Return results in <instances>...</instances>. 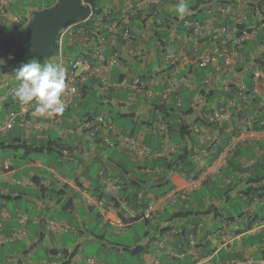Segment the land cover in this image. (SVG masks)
Masks as SVG:
<instances>
[{
    "label": "crops",
    "instance_id": "crops-1",
    "mask_svg": "<svg viewBox=\"0 0 264 264\" xmlns=\"http://www.w3.org/2000/svg\"><path fill=\"white\" fill-rule=\"evenodd\" d=\"M248 1L249 0H234L238 6V11H242ZM32 9L35 10L37 8L33 7ZM9 10L11 11V7H9ZM28 15L29 14H25L23 16L25 22L28 21ZM0 20V29L3 30L4 27L1 26L2 23L4 25L7 23L1 18V14ZM9 26L10 25L7 24V27ZM79 40L80 39L77 41L80 42ZM126 48L127 47L125 46L123 49V56L127 60L129 59L128 61L132 67L136 65L139 70H147L148 64L151 63L153 65L154 63L155 65V62L160 59L159 56H156V52L153 48L149 50L150 52L145 53V58L147 60H132L128 53L129 49L127 50ZM94 62L93 66L96 71L95 77L99 78L106 86L109 84L115 87V96L113 95L111 102L108 104L117 108V117L124 119L130 117L132 129L137 131L138 136L145 143H147L145 140L146 135L150 137V141L147 144L151 146L153 139L157 138L159 149L157 150L156 147H152L155 150L160 151L162 149L161 138L157 135L150 134L148 130V128L152 127L154 124L158 125L160 123H158L156 119H153V123L147 125V121L151 118L153 111L152 100L146 99L143 92H136L131 88L126 89L115 86L118 74L124 71L123 65L120 64L114 66V68H110L96 61ZM8 70L12 71L11 69ZM180 72L182 73L181 69ZM99 89L100 93H103L101 92L103 91V88L100 87ZM82 102L83 101L80 100V95H78L76 101L67 110H65L62 115H57L56 118L45 120L44 126L39 129H35L34 131L24 130L23 128L12 129L19 133L22 139L28 140L30 143L43 141L44 143H49L52 146H56L57 142L60 143L61 147L64 148V154H66V156H70L71 160L74 161L77 176L74 178L68 177L66 172L62 170L64 167H52V163H47L44 167H35L42 166V162L32 159L33 155L36 153L31 151L32 153L29 152L28 154H23V149L12 148L20 151L21 156L20 154L19 156L27 158L29 163L28 165L21 167H13L8 159L5 158L0 166V221L2 223L0 232L3 234H10L11 232L18 231L21 234V236L14 241H5L0 244V264H72L75 250L70 251L69 249L72 244H69L64 241V239L60 238V236L62 237L63 234L67 232H72L74 234L80 233L81 236L85 235L87 239L95 237L97 240L96 242L101 244L100 242L103 241V239L96 236L93 232H90L81 218L78 217V221L80 223L79 225H81L79 230H77L73 224H70V220L66 214L72 215L76 212V206L78 205L86 206L89 212H91L92 208L97 205L99 209L97 217H103L104 219L110 220L118 225L121 224L118 223L122 221L121 217H126L128 221V218L137 215V212H135V210L130 206L129 201V199H131L130 195L133 191L129 196L120 192V194H117L116 196L112 193L110 195L108 194L105 198V196H103L104 194L102 196L99 195L100 185L98 187L91 188L86 175L80 178L82 172L85 169L88 170L94 159L101 156H103V159L106 160V163H109L112 168L110 174L107 176L102 185H111V180L114 182L116 179H122L126 182L122 175H128V172H126V169L122 164L112 161L106 157L104 155L105 149H103L102 152V148L118 147L97 142V138H91L87 134V131L81 128L80 125L82 120L81 118L80 120L78 119L77 114L78 108L82 105ZM0 110H3V108L0 107ZM105 117H109L118 130L123 132L130 131L117 126L115 119L111 116ZM1 121L2 120H0V122ZM53 133L56 137H53ZM4 134L5 133H0V135ZM72 134L79 135V138L73 137ZM68 137H70L69 141L67 140ZM110 138L113 139L112 136H110ZM97 147H99L98 154L96 153V150L98 149ZM174 147L175 146L170 139L168 143L169 149L165 155L172 152ZM120 150L130 154L126 150ZM212 154L213 151L210 150L208 155L203 158L205 164L208 157ZM132 160L136 163V169L139 172L149 173L151 171V167H144L149 158H139L134 156ZM203 160H201V163ZM5 162H8L9 164L8 169H3ZM200 167H202V165ZM57 168L60 170L57 171ZM113 168L116 170L114 171ZM107 169H102L100 174L103 176ZM220 175L221 172L211 175L210 182L216 181L214 178L220 177ZM139 180L141 179L131 177L128 184V186L130 185L136 190L138 197L143 196V193L149 186L153 185L154 182L152 179L151 182L143 181V183H140V187L136 185L134 186L132 181L140 182ZM174 180L177 187H181L185 181V179L177 176H174ZM210 182L207 181L201 186L204 190L201 195L202 197L199 196L194 198V200L189 201L190 194L187 201H179L176 204L168 203L165 209L167 212L169 211V207H173L174 209L171 208L172 210L170 211V215L172 216L173 213L181 211V209H178L176 205L183 204L188 205L186 207L187 209H196V212L193 211L192 214L190 213L187 217L173 218L170 222L161 220V217L164 214L163 212L152 218L153 223L156 225L159 223L161 227L174 225L173 229L167 231L165 230L164 234L159 232L157 233L155 231V234L151 236H148V234L146 236V241H150L151 244V248L149 250L150 253L156 252L157 255H159L161 264H184L188 260V264H221L224 260L228 259V256H226V259L223 260L219 255L220 251H212L211 253L206 254L208 250L213 249L217 245L222 231L221 229L217 230V228L215 230H211L213 222L216 220L226 221L221 223V225L223 224V231L229 235H234L235 230L244 225L243 221L248 215H251L254 212H259L261 216L264 217V209L260 210L261 204L264 205V201L256 195L251 198L252 200L250 199V195H246L242 200L243 204L245 203V207L242 210L243 217L238 218L235 217L236 215H233L234 222H227V216L230 214L229 209L224 206V203L227 201V196L223 195V198L216 200L214 194L215 189H213ZM154 183H156V181ZM222 183L223 187H227L229 181L224 180ZM261 183H264V179ZM243 187L244 184L242 182L236 183L234 190L229 192V197H236L238 195L237 192ZM67 188H70L71 190L67 191ZM157 192L158 190H156V192H149L148 195L150 196V200H154L156 198L154 193ZM262 192L264 194V189ZM78 194H80V196H78L81 197L80 200L77 197ZM11 201L15 203L16 207L14 210L9 211L6 204ZM21 201L32 205L33 209L31 213L28 212V209H23L21 204L19 205ZM124 206L126 208H124ZM212 206L220 209V216H217L218 218H215ZM79 208H81V206H79ZM61 211H65L66 214L64 213L65 216L59 218L58 215ZM194 212L197 214H194ZM24 215H27V219L25 221L22 220ZM75 215H77V213H75ZM128 222H126L125 225H127ZM184 225L187 227L182 230V226L184 227ZM151 229L154 231L153 226H151ZM244 234L245 233H242L239 238H235L230 250L227 252L225 251L224 254L230 253L241 257H253L258 251L257 249L260 248V243H256L257 241H248ZM192 240H194L197 244L196 247H190V244H188ZM201 241V244H204L203 246L200 245ZM6 243L11 244L6 246ZM148 255H143L140 257L139 261H134L133 264H146ZM176 255H179V257L175 259ZM187 258L190 259L187 260Z\"/></svg>",
    "mask_w": 264,
    "mask_h": 264
},
{
    "label": "trees",
    "instance_id": "trees-1",
    "mask_svg": "<svg viewBox=\"0 0 264 264\" xmlns=\"http://www.w3.org/2000/svg\"><path fill=\"white\" fill-rule=\"evenodd\" d=\"M55 1L56 0H47V2H45L42 6L35 7L37 9L48 7L52 5ZM85 1L88 2L92 7L91 16L86 19L78 18L75 21L68 23V26H72L69 29V32L65 33L61 45L58 42L59 35H57L56 37L54 43L55 53L58 51V48L61 47L63 55L66 57L67 60L73 58L72 55L83 56L91 60V64H94V60L90 57V53L93 51V47L98 45V40L100 38H104L106 41L103 48V53L106 56L116 53L118 60L117 65L121 64L124 67L125 72L123 71L118 74L117 83L124 77H128L131 79L132 76H138L140 79L146 80L147 82L151 81V79L154 78L160 79L162 77L165 79L167 77V75L160 76L161 73L156 72L154 63L153 65L151 63L148 64L147 70H139L136 65L132 67V65L128 61L129 59L127 60L123 56V49L125 48V46L127 47V50H135L136 48H140L142 51V55L146 52H150L149 50L154 48L156 56L160 57L162 51L170 49L171 51L175 52L177 51L176 47L178 46V44L184 43L185 45V38H187L189 30L191 29L185 24V21H189L192 23H204V21H206L207 19L217 18L218 20L221 19L220 21L222 22L225 21L227 23H230V21L227 20V17L220 18L218 11L213 10L211 8L209 2H211L212 0H186L190 8V14H186L183 19L179 18V15L176 12V6L179 3L178 0H162L159 3V6L153 5L152 8L142 11L137 16L130 18L128 22L122 21L119 12L116 9V5L111 4L112 0ZM252 1L253 0L248 3L246 8L248 23H256L258 21L254 16L255 6L253 7ZM170 5L173 6V8H170ZM256 6L259 8L260 5ZM22 19L18 23L11 24L9 26L10 30L0 29V35L11 34L17 31L18 29L22 28L25 25L24 17ZM112 24H115L117 27V30L115 31L116 40L113 39V41L109 33V27ZM239 27L242 29L244 26L240 25ZM144 28L148 29L149 31L146 35V38H143L141 33ZM124 30H129L130 32V37L128 41L122 38V32ZM206 38L207 37H203L201 41L206 40ZM78 39H80V42L77 41ZM86 43L89 44L86 45ZM206 44H208V41L206 42ZM261 44H264V28L260 30L256 40L249 41L246 45L242 47V59L238 61L234 67V70L236 71L235 73H240V75L234 77L235 81L239 78V76H241L243 84H245L247 87L251 86V72L253 67L257 65L264 67V52H261L259 54L256 52L258 46ZM186 48L188 54L192 52L191 46L189 44L186 46ZM75 49H78V52H76V54L73 53V50ZM202 49L203 45L199 46V50ZM129 52L130 51H128V53ZM130 58L132 60L138 59L137 56H130ZM29 60H38L42 63L46 59L37 55H30L24 62L21 63H26ZM21 63L17 64L20 65ZM10 64V62L0 64V69H3V67H8ZM114 66L116 65H113V67L111 68H114ZM172 66V64H168L166 70L168 71L169 69H171ZM66 67H68V62H66L65 64V68ZM185 68L187 69V71H190L194 75L193 83L196 87L194 86V88H183L178 90V92H176V94H174L168 102H160L156 98L152 99L153 111L151 118L149 119V121H147V125L153 123V119H156L157 122H160L166 126L169 138L171 139L172 143L175 140L177 142H175V144L173 143L175 146L174 151L170 152L168 155H162L156 159H149L150 165H144V167H151L153 173H157H152L149 179V182H151L153 179L154 182L156 181V183L153 182V185L149 186L148 189L143 193V196L140 197L137 196L136 190H133L131 195L132 197L130 196L131 199H129L130 206L138 213L132 219L142 218L141 213L143 209L146 207L147 203L151 201L150 196L148 195L149 192L153 191L154 189H158V192L154 193L156 197L166 195L176 186L174 176L181 177L182 179L194 178L207 167V163H194L193 161V152L196 148H198V145H200L198 140V134L194 132V129L195 127H205L204 130L206 132V135L208 133L210 135L213 134L215 131L214 125L206 121L203 117V114L215 100L231 96L237 97V86H235L234 83H230V85H228L227 90L216 87L215 89H209L208 91H206L199 85L200 76L204 72V69H202L198 65H195L194 63L186 65ZM3 70L0 71V73L3 72ZM184 73L185 72L181 74L183 75ZM151 86L156 91H159L161 90V88H164L163 82ZM96 87L103 88V91H101L103 93H100L98 95L101 99V103H103L105 97V101L107 103L111 102L112 97L115 94V87L109 84H107L106 86L99 78L94 76L90 77L87 82L80 85L78 89L80 100L84 99L85 96L94 89H96ZM185 92H188L190 94L186 98H183L182 95ZM246 92L248 93V91ZM197 94L204 97L208 102L202 106V109L200 112H198V114L190 106L193 97ZM177 100L180 101V105L176 104ZM261 101L262 97L260 95H252L250 97L251 108H245L241 111L234 112L231 119L223 123V125L220 127V140L217 142V144L216 142H210V145H207L209 142H206V144L203 145H207L206 148H209L213 151V155L211 156V158H213V156H217L218 153L222 151L224 146L228 143L230 134L226 133L224 129L230 127L232 131L238 130V122L239 119H241L242 117H247L248 115L252 117L250 120L247 119L246 129L264 128V126H262L260 122L264 118V111H262L259 107ZM8 105H11L14 109L18 108L16 104L8 100L4 103V106L2 108L7 109ZM5 111L7 112V110ZM96 115L97 113L95 112L85 111L83 114H81V117L83 121H89L92 120ZM136 132L137 131L134 129L130 130V133L132 134H135ZM96 141L103 143V141L99 137L96 139ZM56 144V146H52L51 144L44 143L43 141L30 143L28 140L22 139L19 133L15 132L12 129L6 132L4 135H0V149H3L5 147L21 148L23 149V154H28L29 152L41 154L43 152L50 153L52 151H56L59 155H65V157L69 159L70 156H66V154H64V148L61 147V144L58 142ZM258 149L264 150V141L238 143L233 152H231L230 156L228 157L227 165L223 169H221L220 177L214 178L216 181L211 182L210 176L206 178L205 182H210L213 186V189H215L214 194L216 200H219L223 198V195H226L228 201L230 199L229 192L234 190L235 185L238 182H242L244 184V187L237 192V196L241 200H243L244 196L246 195H250V199L253 198V196L255 195L257 197L262 196V191L264 189V183H261L264 179V151L258 153ZM242 159H246L248 161L254 160V164L250 167H244L241 163ZM201 165L202 167H200ZM224 180L229 181L227 187L222 186V182ZM139 181L140 182L132 181V183L134 184V186L136 185L140 187V183H143L144 180ZM126 185L127 182L125 181H123L119 188H110L104 184V186H100L99 195L102 196L104 194L103 196H105V194L110 195L112 193L114 194V196H116L117 194H120V192L122 193L125 191ZM106 197L107 196H105V198ZM241 207L242 208L238 213H233L229 210L230 214L227 216V222H234L233 215H236L235 217L238 218L243 217L242 210L245 207V203ZM261 209H264L263 204H261L260 210ZM212 210L214 212L215 218H218L220 216V209L212 206ZM165 212L166 211H163L164 214L162 215L161 220L170 222L173 220V218L176 219L179 217H187L190 213L192 214L193 211L181 210L178 213H173L172 216L168 214V211L166 212V214ZM194 214L197 213L194 212ZM154 216L155 215H153V217ZM121 218L122 223L128 222L126 217ZM152 218L142 219L144 220L146 225L153 226L154 231H156L157 233L159 232L164 234L165 230H171L174 227V225L161 227L159 223L156 225L155 223H153ZM263 218L264 217L261 216L259 212H254L253 214L248 215L246 217V219L243 221V226H240L235 230V234L245 233L244 235L246 236V239L248 241H257L256 243H260V248L257 249L258 251L253 256L255 258L264 256V232H261L264 231V229L255 234H247V232L255 222ZM222 222L226 221H221V223ZM186 227V225H184V227L182 226V230ZM222 227L223 224L218 226L217 230L222 229ZM148 234L149 232L147 230L145 231L144 236L146 237ZM149 243L150 241H146L145 243H138L130 246H122L121 244H119L118 249L126 251L129 256L140 257L141 255L146 254L148 252ZM201 243L202 241L200 242V245L203 246L204 244ZM213 250L214 249L208 250L206 254L211 253ZM226 256H228V259L234 257L242 258L241 256L227 253L224 254L221 259H226ZM134 261H139V258H136ZM133 263L134 262H132V259L127 260V264Z\"/></svg>",
    "mask_w": 264,
    "mask_h": 264
},
{
    "label": "built area",
    "instance_id": "built-area-1",
    "mask_svg": "<svg viewBox=\"0 0 264 264\" xmlns=\"http://www.w3.org/2000/svg\"><path fill=\"white\" fill-rule=\"evenodd\" d=\"M162 0H122L121 8L119 10L120 17L123 22H128L130 18L137 16L142 11L152 8L153 5L159 6ZM83 3L89 4L85 0ZM114 0L113 3H117ZM10 0H0V14L1 18L9 25L18 23L21 17L13 14L10 10ZM253 7L255 8V18L258 20L256 23H248L247 12L238 11L235 9L232 3H224L217 7L220 18H226L230 23L222 22L217 18H211L204 23L185 21V24L190 27L187 39L191 44V51L189 54L183 50H177L175 52L167 49L162 51L160 59L155 62L156 72L161 73L160 76H166L164 78H154L151 81H143L138 76H132L122 78L115 84L118 88H131L137 91H144L145 95L149 98H156L160 102H168L170 98L178 92L181 88H192L194 86V75L190 71H186L183 76H178L180 69L188 64H195L204 69V72L200 76L199 84L206 88H223L227 90L229 81H219L221 74L227 73L233 67V65L241 58L240 50L249 41L256 40L261 29L264 28V0H253ZM256 5H260L259 8ZM148 24V23H146ZM243 25L241 29L239 26ZM148 27V26H147ZM70 26L66 27L60 32L59 40L69 30ZM117 27L112 24L109 27L110 36L115 38V31ZM148 29L142 30V37L146 38ZM129 30L122 32V38L129 40ZM203 37H207L206 40L201 41ZM105 39L100 38L97 42L98 45L93 47V51L90 53V57L99 63L112 67L116 65L117 55L114 53L110 56H105L103 48L105 45ZM208 41V44L206 42ZM203 45V49L199 50V46ZM259 52H264V44L259 45ZM57 63L64 68V60L61 51L57 53ZM130 56H137L140 61L147 60L140 48L130 50ZM146 63V62H145ZM168 64H172V68L168 71L166 67ZM210 67V68H209ZM66 69V83L67 88L62 95V99L65 101L67 110L77 99L78 89L82 83H84L90 75H93V66L89 59L83 56H77L68 61V67ZM252 84L247 87L243 83H234L237 86V97L231 96L223 99L216 100L211 107L207 109L204 114V119L213 124L215 131L213 134H207L204 128L195 127L194 132L198 134L199 144L193 154V161L199 162L201 158L208 154L210 142H217L219 140L220 127L223 123L231 119L234 112L241 111L243 109H250V97L252 95H260L262 101L260 102V109L264 111V67L257 65L254 66L251 72ZM230 76V75H229ZM163 82L164 88L156 91L151 85H156ZM19 81L16 80L15 74L12 71L3 72L0 75V107L4 106V103L8 100L17 105L18 108L14 109L11 105H8L5 118L0 122V133H6L14 128H23L24 130L34 131L44 126L45 120L50 118H56L57 115H38L35 113L36 103L35 101L28 104H21L12 94V89L18 86ZM248 91V93L246 92ZM205 100L200 96L192 99L190 106L198 110L201 105L205 104ZM177 105H180V101L177 100ZM252 117H242L238 122V130L232 131L230 127L224 129L226 133L230 134L228 143L224 146L222 151L214 157L199 175L194 178H189L184 181L181 187H175L169 191L166 195L156 197L147 203L146 207L141 213L142 218H151L153 215L158 214L165 210L168 203L176 204L179 201H185L189 194L197 190L203 181L210 175L217 174L227 163V159L231 152L235 149L236 145L240 142L255 141L260 137H264V128L260 129H246L247 119ZM261 125L264 126V119L261 120ZM81 128L87 131V134L91 138L99 137L104 143L110 146H116L119 149L126 150L130 154L139 158L156 159L168 151V133L165 125L160 124L148 128L149 133L162 137V149L160 151L154 150L150 145L146 144L138 134H130L118 130L113 122L103 115H96L92 120L82 121ZM204 131V132H202ZM202 132V133H201ZM113 137V139L110 138ZM209 142L206 146H203ZM209 147V146H208ZM253 161L247 162L246 165H251ZM9 164L5 162L3 169H8ZM116 184L119 183V179L115 180ZM264 201L263 196L258 197ZM102 204V203H100ZM23 221L27 219V215L22 217ZM120 223V222H118ZM2 223L0 221V230ZM264 229V218L255 222L253 226L248 230L247 234H255ZM221 234L218 239V243L215 246V251L218 250H230L231 245L235 238H239L241 234L229 235L224 229H221ZM21 234L18 231L11 232L10 234H3L0 232V244L5 241H14L18 239ZM86 264H104L98 258L90 256L86 260ZM149 264H160L156 255L149 257ZM221 264H264V256L255 258L252 256L242 258H231L223 261Z\"/></svg>",
    "mask_w": 264,
    "mask_h": 264
},
{
    "label": "rangeland",
    "instance_id": "rangeland-1",
    "mask_svg": "<svg viewBox=\"0 0 264 264\" xmlns=\"http://www.w3.org/2000/svg\"><path fill=\"white\" fill-rule=\"evenodd\" d=\"M45 2H47V0H10L9 4L11 7V12L13 14H16L19 17H23L25 14L26 15L29 14L28 18H30V13L33 10L32 8L35 6L40 7ZM0 24H1V20H0ZM1 26L4 27L5 30H10V27H7V24L4 25L2 23ZM76 52H78V49L73 50L74 54H76ZM30 61L32 60H29L28 62ZM47 62L57 63L54 55L51 58L46 59L42 63H47ZM20 65L17 63H11L8 67H3L4 70L1 68L0 71L3 70L4 72H9L10 70L8 69H11L14 72V70L18 68ZM186 70L187 69L185 67L181 68L182 73L185 72ZM99 94H100V89L99 87H96V89L88 93L85 96V98L82 99L83 103L78 108V114H77L78 119L80 120L81 118L82 120L81 114H83L85 111L95 112L100 115L102 114L104 116H111L113 119H115L117 126L123 127L126 130H132L131 118L128 117L127 119H124V118L117 117V111H118L117 108L115 106H111L105 100H103V103H101V99L98 96ZM189 94L190 93L185 92L183 93L182 97L186 98ZM5 115H6V111L3 108V110H0V120H3L5 118ZM72 136L75 138H79V135L77 134L75 135L72 134ZM53 137H56L54 133H53ZM67 140L69 141L70 137H68ZM145 140L147 143L150 141L147 135L145 137ZM175 142L177 141L175 140L173 143L175 144ZM158 144H159L158 139L154 138L152 141V146L154 148L156 147L157 149H159ZM97 148L98 149L96 150V153L98 154L99 147ZM103 149H105L104 155L106 157H108L112 161L122 164L124 168L126 169V172H128L127 176L122 175L123 179H125L127 182V186L123 194H125L126 196H129L130 193L134 190V188H132L130 185L128 186L129 180L131 177H135L137 179H141L146 182H149L151 174L153 173V170L151 168H150L151 171L149 173L139 172L136 169L137 167L136 163L132 160L134 156L128 153H125L115 147L114 148H107V147L102 148V152H103ZM20 153H21L20 151H17L12 148H8V147L4 149H0V166L2 165V162L5 158L8 159V161L13 165V167H21L24 165H28L29 160L27 158L20 157L21 156ZM32 159L42 162V166H35V167H44L46 166L47 163H52L51 164L52 167H64L62 168V170L66 172L68 177L74 178L77 176L76 169H75L76 166L74 164V161L71 160V157L68 159L67 157H65V155L60 156L56 151H52L50 153L43 152L37 155L35 154L33 155ZM149 161L150 160L146 161L147 166L148 164L150 165ZM102 169H107L106 173L103 176L100 174V171ZM58 170L60 169L57 168V171ZM111 170L112 168L110 167V164L106 163V160H104L103 156H101V157L94 159V161L91 163L88 170L85 169L82 172V174L80 175V178L86 175L91 188L98 187L99 185L101 186L104 183L105 179L110 174ZM113 170L115 171L116 169L113 168ZM153 174H157V173H153ZM100 186H99V189H100ZM107 186L109 187V185ZM66 190L70 191L71 189L67 188ZM156 190H153L152 192H156ZM203 191H204L203 188H200L196 192H193L190 195L189 201H192L194 200V198L201 196ZM78 196H80V194H78L77 197ZM105 196H107V194H105ZM78 199L80 200L81 197H78ZM20 204L21 206H23V209H28L29 213L32 212V209H33L32 205L24 201H21L19 205ZM242 205H243V202L238 196L230 197V199L226 203H224V206L228 208L230 211H232L233 213H238L241 210ZM6 206L9 211L14 210L16 207L13 201L7 202ZM79 206H81V208H79ZM187 206L188 205H183V204L176 205V207L178 209H181L182 211L192 210L196 212V209H192V208L187 209L186 208ZM76 207H77L76 212H74L72 215L66 214L65 211H61L58 217L60 218V217L65 216L64 215L65 213L68 219L70 220V224H73V226H75L77 230H79L81 226L79 225L80 223L78 221V217L81 218L85 226L87 227V229L90 232H93L96 236H99L100 238H102L103 241L100 242L101 244H98V242H96L97 240L95 239V237H90L91 239H87L85 235L81 236L80 233L74 234L72 232H67L63 234L62 237L60 236L61 239H64V241H66L67 243L72 244V246H70V249H69L70 251L75 250V253H74L75 255L73 256L72 264H85V260L89 256H97L99 260H101L103 263H106V264H127V260H131V259H132V262H134L136 258L140 259V257H142L143 255H141L140 257L129 256L126 251L118 249L119 244H121L122 246H130V245H135L138 243H145L146 238H147L144 236L145 231L148 230L149 232L148 236L155 234V231L151 229V226L146 225L142 218L132 219L133 217H131V218H128L129 222L127 225H125V223L118 225L116 223H113L110 220L104 219L103 217H97V214L99 212L97 205L92 208L91 212H89L86 206L84 205H78ZM124 208L126 207L124 206ZM171 208L173 207H169L168 214H170V211L172 210ZM135 212L137 211L135 210ZM75 213H77V215H75ZM220 225H221L220 220L214 221L213 226H211V230H215ZM10 244L6 243L5 245L7 246ZM148 248L149 249L151 248L150 243L148 245ZM225 251L226 250H221L219 255L221 257L224 256ZM177 257L178 256H176L175 259ZM188 259L190 258H187V260ZM188 261L185 262L184 264H188Z\"/></svg>",
    "mask_w": 264,
    "mask_h": 264
},
{
    "label": "clouds",
    "instance_id": "clouds-1",
    "mask_svg": "<svg viewBox=\"0 0 264 264\" xmlns=\"http://www.w3.org/2000/svg\"><path fill=\"white\" fill-rule=\"evenodd\" d=\"M113 1L114 0H112L111 1V4L112 5H116V9H117V11L119 12V10H120V8H121V1L122 0H117L118 2L117 3H113ZM179 1V3L177 4V6H176V12H177V14L179 15V18H181V19H183V17L186 15V14H190V8H189V6H188V3L186 2V0H178ZM221 1H223V2H221ZM251 0H249L248 2H246V4H245V7H244V11H246L247 12V10H246V8H247V5H248V3L250 2ZM232 3L233 5H236V6H234L235 7V9H237L238 10V6H237V4L234 2V0H212L211 2H209V4L211 5V8L213 9V10H216L217 11V7L218 6H221L222 4H224V3ZM90 7H91V5L90 4H88ZM92 8V7H91ZM170 8H173V6H171L170 5ZM242 10V11H243ZM219 13V12H218ZM120 14V13H119ZM91 16V15H90ZM89 16V17H90ZM30 17H31V13H30ZM21 19H22V17H21ZM30 18H28V20H29ZM86 19V18H85ZM208 20V19H207ZM246 20H247V18H246ZM28 21H26L25 22V24L27 23ZM205 22V21H204ZM248 22V21H247ZM70 26V28H71V26L72 25H69ZM66 27H68V25L67 26H65L64 28H62L59 32H58V34L57 35H59L60 34V32L63 30V29H65ZM69 28V29H70ZM67 32H69V30L67 31ZM66 32V33H67ZM0 36H2V35H0ZM64 36H65V34L62 36V38H61V41L58 39V42H59V44L61 45V42H62V40H63V38H64ZM57 37V36H56ZM59 37H60V35H59ZM56 40V39H55ZM55 43V42H54ZM87 45L89 44V43H86ZM190 45L191 46V44H190V41L187 39V38H185V45H184V43H182V44H178V46H177V50H183V51H185V52H187L186 51V46L187 45ZM246 45V44H245ZM242 49V48H241ZM104 50V49H103ZM59 51H61V53H62V57H63V60H64V62H65V64H66V62H68L69 60H67L66 59V57L63 55V52H62V50H61V47H59L58 48V51L55 53V48H54V53H53V55L55 56V58H56V61H57V53L59 52ZM130 51V50H129ZM258 54L260 53L259 52V46H258V49H257V51H256ZM240 53H241V50H240ZM52 55V56H53ZM105 55V54H104ZM113 55V54H112ZM144 56H146L145 55V53L143 54ZM51 56V57H52ZM73 56V58H75V57H77V56H74V55H72ZM106 56V55H105ZM110 56V55H109ZM50 57V58H51ZM11 58V57H10ZM45 59H49V58H45ZM72 59V58H71ZM88 59V58H87ZM139 59V58H138ZM242 59V56H241V58L238 60V61H240ZM94 60V59H93ZM140 60V59H139ZM90 62H91V60H89ZM94 61H96V60H94ZM237 61V62H238ZM97 62V61H96ZM237 62L233 65V67L230 69V71L229 72H227V73H224V74H221L218 78H219V81H229V80H231V82L232 83H243L242 82V77L241 76H239V78L235 81L234 80V77L235 76H237V75H240V73L239 74H237V73H235L236 71L234 70V67H235V65L237 64ZM3 63H5V61L2 59V58H0V64H3ZM93 63H95V62H93ZM99 63V62H98ZM65 64H64V66H65ZM102 64V63H101ZM92 66L94 65V64H91ZM104 65V64H103ZM117 65V64H116ZM104 66H106V65H104ZM113 67V66H112ZM111 68V67H110ZM172 68V67H171ZM210 68V67H209ZM93 71L95 72L93 75H90L88 78H87V80L85 81V82H87L88 81V79L90 78V77H92V76H94L95 77V75H96V71H95V69H94V66H93ZM187 71V70H186ZM185 71V72H186ZM4 72V71H3ZM3 72H1V73H3ZM13 72V71H12ZM1 73H0V75H1ZM14 73H15V78H16V80L17 81H19V84H18V86H16L14 89H12V94H13V96L21 103V104H28V103H30V102H33V101H35V103H36V107H35V113L36 114H38V115H45V114H49V115H62L63 113H64V111H65V109H66V104H65V101L62 99V95L64 94V92H65V90H66V88H67V83H66V80H67V77H66V69L62 66V65H60V64H58V63H53V62H47V63H41V62H39L38 60H32V61H30V62H28V63H22L18 68H16L15 70H14ZM180 73L181 72H179L178 73V76H183V75H180ZM230 75V76H229ZM229 79V80H228ZM193 80V82H194V78L192 79ZM143 81H146V80H143ZM84 82V83H85ZM83 84V83H82ZM81 84V85H82ZM200 85V84H199ZM235 85V84H234ZM194 86H195V84H194ZM194 86L192 87V88H194ZM204 90H206V91H208L209 89H211V88H206V87H204V86H202V85H200ZM196 87V86H195ZM184 88H186V87H184ZM127 89V88H126ZM181 89H183V88H181ZM213 89H215V88H213ZM134 91H136V92H143L144 93V91L142 90V91H137V90H134ZM79 95V94H78ZM144 95H145V93H144ZM197 96H200V95H195L193 98H195V97H197ZM145 97H146V99H149V100H152L153 98H149V97H147L146 95H145ZM201 98H203L205 101V104L206 103H208L207 101H206V99L204 98V97H202V96H200ZM220 99V98H219ZM219 99H217V100H219ZM216 101V100H215ZM214 101V102H215ZM213 102V103H214ZM213 103H212V105H213ZM205 104H203V105H205ZM203 105H201V107L198 109V110H196V109H194V108H192L197 114H198V112H200L201 111V109H202V106ZM210 105V104H209ZM212 105H210L209 107H211ZM207 111V110H206ZM205 111V112H206ZM205 114V113H204ZM204 114H203V117H204ZM264 119V118H263ZM83 121V120H82ZM261 122V121H260ZM158 123H160V122H158ZM152 124V123H151ZM160 124H162V123H160ZM160 124H158V125H160ZM164 125V124H163ZM153 126H156L155 124L153 125ZM152 126V127H153ZM200 128V127H199ZM127 133H130V131L129 132H127ZM168 133V132H167ZM130 134H132V133H130ZM135 134H137V132L135 133ZM151 134V133H150ZM152 135H155V134H152ZM158 136V135H157ZM160 137V136H159ZM98 138V137H97ZM161 138V147H162V137H160ZM169 140H170V138H169V135H168V139H167V143H169ZM219 140H220V138H219ZM218 140V141H219ZM217 141V142H218ZM256 142L257 141H264V137H260L258 140H255ZM217 142H216V144H217ZM247 142H252V141H247ZM104 143V142H103ZM106 144V143H105ZM147 144V143H146ZM149 145V144H148ZM151 146V145H150ZM152 147V146H151ZM153 148V147H152ZM174 149H175V147H174ZM174 149H173V151H174ZM211 149H209V151H210ZM195 151V150H194ZM208 151V152H209ZM264 150H257V152L258 153H261V152H263ZM193 154H194V152H193ZM168 155V154H167ZM208 155V154H207ZM206 155V156H207ZM213 155V154H212ZM211 155V156H212ZM211 156L210 157H208V160H207V165L211 162V160L214 158V156H213V158H211ZM205 157V156H204ZM203 157V158H204ZM216 157V156H215ZM203 158H201V160H203ZM250 161H253V163L251 164V165H253L254 164V160H250ZM199 162H201V161H199ZM247 162H249L248 160H246V159H242V161H241V163H242V165L244 166V167H250L251 165H246L247 164ZM194 163H196V162H194ZM203 163H205L204 162V160L202 161V164ZM226 165H227V163H226ZM225 165V166H226ZM224 166V167H225ZM223 167V168H224ZM222 168V169H223ZM205 170V169H204ZM221 171V170H220ZM220 171H219V173H220ZM214 175V174H213ZM211 176V175H210ZM209 177V176H208ZM117 180V179H116ZM187 179H185V181H186ZM206 180V179H205ZM205 180L203 181V183L205 182ZM119 183H117L116 184V182L114 181H112L111 180V185H109V187L110 188H119L120 187V185L123 183V180L122 179H119ZM203 183L201 184V186L203 185ZM107 185V184H106ZM200 186V187H201ZM176 187V186H175ZM199 187V188H200ZM198 188V189H199ZM197 189V190H198ZM196 191V190H195ZM194 191V192H195ZM193 193V192H192ZM191 193V194H192ZM190 195V194H189ZM188 199V198H187ZM187 199L185 200V201H187ZM102 202V201H101ZM182 202H184V201H182ZM167 207V206H166ZM166 209V208H165ZM165 211V210H164ZM163 212V211H162ZM161 213V212H160ZM159 214V213H158ZM156 215V214H155ZM153 217V216H152ZM151 217V218H152ZM145 219V218H144ZM120 223L121 224H123L122 223V221H120ZM188 244H190V247H196L197 246V244L195 243V241L194 240H192L190 243H188ZM214 250L213 251H215V247L213 248ZM150 249L148 248V252L146 253V254H143V255H148V260H147V262H146V264H149V257L151 256V255H156V257L158 258V260H159V262H160V259H159V255H157V253L156 252H153V253H150V251H149ZM221 250H223V249H221ZM221 250H218V251H216V252H219V251H221ZM229 251V250H228ZM180 253V252H179ZM176 256H178L179 257V255H176ZM93 257H96L97 258V256H93ZM234 258H236V257H234ZM230 259V258H229ZM140 260V259H139ZM226 260H228V259H226ZM101 261V260H100ZM225 261V260H224ZM104 264H106V263H104ZM145 264V263H144ZM160 264H161V262H160Z\"/></svg>",
    "mask_w": 264,
    "mask_h": 264
},
{
    "label": "water",
    "instance_id": "water-1",
    "mask_svg": "<svg viewBox=\"0 0 264 264\" xmlns=\"http://www.w3.org/2000/svg\"><path fill=\"white\" fill-rule=\"evenodd\" d=\"M91 14L92 8L82 0H56L48 7L35 9L22 28L0 36V58L10 63L24 62L30 55L50 58L58 32Z\"/></svg>",
    "mask_w": 264,
    "mask_h": 264
}]
</instances>
